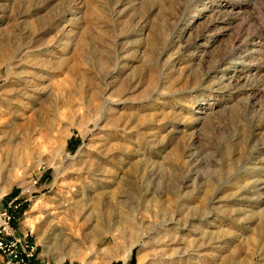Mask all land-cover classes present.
Returning a JSON list of instances; mask_svg holds the SVG:
<instances>
[{"label": "rangeland", "instance_id": "1", "mask_svg": "<svg viewBox=\"0 0 264 264\" xmlns=\"http://www.w3.org/2000/svg\"><path fill=\"white\" fill-rule=\"evenodd\" d=\"M0 197L54 263L264 264V0H0Z\"/></svg>", "mask_w": 264, "mask_h": 264}, {"label": "built area", "instance_id": "2", "mask_svg": "<svg viewBox=\"0 0 264 264\" xmlns=\"http://www.w3.org/2000/svg\"><path fill=\"white\" fill-rule=\"evenodd\" d=\"M22 204L20 197H0V264H80L67 259L54 263L39 252L33 234L17 228Z\"/></svg>", "mask_w": 264, "mask_h": 264}, {"label": "trees", "instance_id": "3", "mask_svg": "<svg viewBox=\"0 0 264 264\" xmlns=\"http://www.w3.org/2000/svg\"><path fill=\"white\" fill-rule=\"evenodd\" d=\"M72 144H73V143H72L71 141L68 142V146H69V147L72 146ZM24 209H25V207L22 206V208H21V210H20V212H19V215H21V214L23 213Z\"/></svg>", "mask_w": 264, "mask_h": 264}]
</instances>
